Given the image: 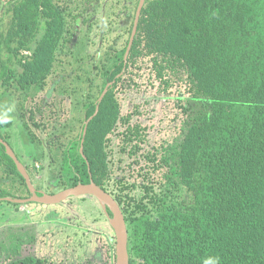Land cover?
Wrapping results in <instances>:
<instances>
[{
	"label": "trees",
	"instance_id": "trees-1",
	"mask_svg": "<svg viewBox=\"0 0 264 264\" xmlns=\"http://www.w3.org/2000/svg\"><path fill=\"white\" fill-rule=\"evenodd\" d=\"M139 1L116 0L100 24L101 0H4L0 138L10 146L17 127L31 163L47 138L54 188L93 181L109 193L129 264H264V0H145L125 61ZM94 29L104 55L89 69ZM65 60L77 67L60 74ZM144 69L184 116L177 136L149 148L141 112L122 114L117 98L138 88ZM116 153L129 161L127 177L115 173ZM17 159L34 184V167ZM29 197L0 144V198ZM114 244L84 264H115ZM2 264L52 263L28 255Z\"/></svg>",
	"mask_w": 264,
	"mask_h": 264
},
{
	"label": "rangeland",
	"instance_id": "rangeland-1",
	"mask_svg": "<svg viewBox=\"0 0 264 264\" xmlns=\"http://www.w3.org/2000/svg\"><path fill=\"white\" fill-rule=\"evenodd\" d=\"M114 2L116 0H101L105 11L102 12L99 9L98 15L96 14L99 16L100 24H104L106 14L112 11L110 6ZM3 4L4 0H0V15L3 11ZM96 33L97 31L94 29L90 35L92 41L88 52L95 57H92L87 66L89 69L93 65L98 66V62L102 61L104 55L103 49L99 47L100 38ZM113 37L115 34L106 37L104 44L111 41L110 38ZM125 38L118 42L117 49L122 47ZM69 64L71 66L65 60L58 73L63 74V72L77 67L74 61L73 64L72 62ZM150 74L149 69H144L137 79L138 88L117 95L122 114L132 112L134 107H137L141 112L138 120L148 128V145L145 148L158 146L177 136L184 117L177 107L175 96L164 97L165 95L159 94L157 82ZM86 84L79 87H84V92H86ZM79 93L81 94V91ZM71 113L72 116L78 115L77 112L74 114V111ZM77 129L75 132H78ZM10 133L9 143L16 157L35 169L33 176L35 189L44 194H56L62 191L53 187L55 180L51 171L53 167L48 162V145L45 143L47 138H43L45 141H42L44 142L42 161L31 163L24 152L17 127L12 128ZM112 159H114L115 165L122 168L117 170L115 168L116 175L127 177L125 173L127 170L125 171L124 168L129 161L123 157L120 159L122 163L117 162V153L112 154ZM152 177L154 180L160 179L158 174ZM129 180H138L139 184L142 182L140 178L134 179L133 176ZM112 184L113 182L110 184V189L115 192L116 188L111 187ZM155 190L158 193L157 187ZM131 194L139 198L143 192L138 187ZM3 201H0V264L28 255L47 259L52 264H84L89 259L94 260V252L97 248L105 250L108 239L112 240V244L115 243L112 239L113 231L109 225L108 216L97 200L92 197H75L61 204L50 206L36 203L13 206Z\"/></svg>",
	"mask_w": 264,
	"mask_h": 264
},
{
	"label": "water",
	"instance_id": "water-1",
	"mask_svg": "<svg viewBox=\"0 0 264 264\" xmlns=\"http://www.w3.org/2000/svg\"><path fill=\"white\" fill-rule=\"evenodd\" d=\"M144 1L145 0L139 1L138 7L136 10L132 32H131L128 47H127V50L124 56L125 61L130 52V49H131L136 31H137L139 15H140L142 6L144 4ZM111 84H108L106 86V88L104 89L103 93L101 94L98 100V103L102 101L103 97L107 93L108 88L110 87ZM98 109H99V106L97 105L94 115L90 117L85 123V127L83 129L82 141H81V148H80L81 153H82V148H83L82 145L84 142V137L86 135L87 125L91 121V119L97 114ZM0 144L4 146L7 155L15 163L18 172L24 178L27 188L30 192V197L28 199L23 200V199L4 198V199H0V201L4 200V201L11 202L14 204H19V205H25L27 203H36V204L50 206V205L61 204L62 202H65L68 199L75 198V197H92L97 200L100 207L103 209V211L108 216L109 225L113 231L114 238H115V249H114L115 264H129V257H128V251H127L128 234H127L125 219H124V216L122 214V211L118 203L114 200V198L109 193L99 188L93 181H90L88 184H78L77 186L73 188L62 190L56 194H44V193L39 194L36 191L35 187L33 186L31 179L28 173L26 172L24 165L18 161L16 155L14 154L10 146L7 143H5L1 138H0ZM107 210L111 213V217L109 216Z\"/></svg>",
	"mask_w": 264,
	"mask_h": 264
},
{
	"label": "flooded vegetation",
	"instance_id": "flooded-vegetation-1",
	"mask_svg": "<svg viewBox=\"0 0 264 264\" xmlns=\"http://www.w3.org/2000/svg\"><path fill=\"white\" fill-rule=\"evenodd\" d=\"M36 191H37L39 194L41 193V192H39L38 190H36ZM39 194H38V195H39Z\"/></svg>",
	"mask_w": 264,
	"mask_h": 264
}]
</instances>
